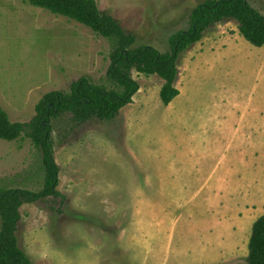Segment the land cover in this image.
Here are the masks:
<instances>
[{
  "label": "rangeland",
  "instance_id": "rangeland-1",
  "mask_svg": "<svg viewBox=\"0 0 264 264\" xmlns=\"http://www.w3.org/2000/svg\"><path fill=\"white\" fill-rule=\"evenodd\" d=\"M136 46L170 51L208 0H95ZM264 15V0H247ZM111 45L89 28L0 0V106L28 124L50 92L105 80ZM179 96L164 106L157 76L112 121L55 120L59 198L20 208L19 246L33 264H247L264 216V47L225 22L179 57ZM42 154L23 134L0 139V191L39 192ZM1 228V222H0Z\"/></svg>",
  "mask_w": 264,
  "mask_h": 264
},
{
  "label": "trees",
  "instance_id": "trees-1",
  "mask_svg": "<svg viewBox=\"0 0 264 264\" xmlns=\"http://www.w3.org/2000/svg\"><path fill=\"white\" fill-rule=\"evenodd\" d=\"M26 1L75 21L106 39L111 45L110 65L101 84L82 77L71 84L67 93L55 91L44 95L36 105V116L28 124L12 123L0 106V139L13 142L25 134L41 151L44 168V184L39 192L0 191V264H33L19 246L20 208L47 198L62 197L56 190L59 168L53 153V121L68 117L74 125H81L94 120H114L132 103L139 90L132 78L133 71L160 78L164 84L159 97L164 106H169L179 96L175 85L179 57L216 25L234 21L246 42L256 48L264 47V15L247 0H208L198 5L190 14L188 29L169 39L170 51L166 53L150 46H136V37L125 33L113 17L100 13L95 0ZM247 264H264V216L252 225Z\"/></svg>",
  "mask_w": 264,
  "mask_h": 264
},
{
  "label": "crops",
  "instance_id": "crops-1",
  "mask_svg": "<svg viewBox=\"0 0 264 264\" xmlns=\"http://www.w3.org/2000/svg\"><path fill=\"white\" fill-rule=\"evenodd\" d=\"M252 228V227H251Z\"/></svg>",
  "mask_w": 264,
  "mask_h": 264
}]
</instances>
